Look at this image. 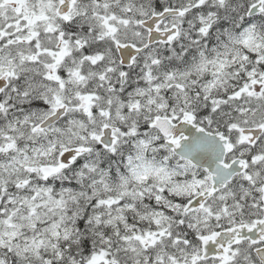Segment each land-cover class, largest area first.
<instances>
[{
	"label": "snow or ice",
	"instance_id": "snow-or-ice-1",
	"mask_svg": "<svg viewBox=\"0 0 264 264\" xmlns=\"http://www.w3.org/2000/svg\"><path fill=\"white\" fill-rule=\"evenodd\" d=\"M0 264H264V0H0Z\"/></svg>",
	"mask_w": 264,
	"mask_h": 264
}]
</instances>
